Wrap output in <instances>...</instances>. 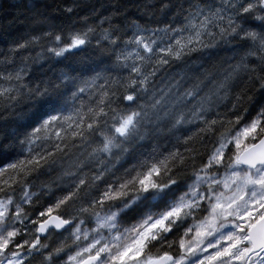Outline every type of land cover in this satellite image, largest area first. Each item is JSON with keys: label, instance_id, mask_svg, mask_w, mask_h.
<instances>
[{"label": "clouds", "instance_id": "9594fccd", "mask_svg": "<svg viewBox=\"0 0 264 264\" xmlns=\"http://www.w3.org/2000/svg\"><path fill=\"white\" fill-rule=\"evenodd\" d=\"M254 146L264 0H0V264H264Z\"/></svg>", "mask_w": 264, "mask_h": 264}, {"label": "snow or ice", "instance_id": "6c2138e0", "mask_svg": "<svg viewBox=\"0 0 264 264\" xmlns=\"http://www.w3.org/2000/svg\"><path fill=\"white\" fill-rule=\"evenodd\" d=\"M246 152L248 153L249 163H254L256 160H264V148L260 146H254L252 150H246ZM253 227L255 228V226ZM256 238L264 241V227L256 231ZM228 253L229 249H225L223 252H217L215 255L209 256L207 264H214V262L218 260L221 256L227 255Z\"/></svg>", "mask_w": 264, "mask_h": 264}]
</instances>
